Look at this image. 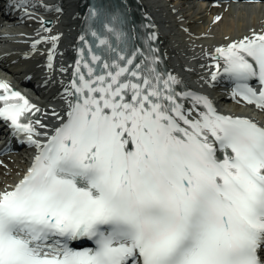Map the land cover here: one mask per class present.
Listing matches in <instances>:
<instances>
[{
    "label": "snow or ice",
    "instance_id": "obj_1",
    "mask_svg": "<svg viewBox=\"0 0 264 264\" xmlns=\"http://www.w3.org/2000/svg\"><path fill=\"white\" fill-rule=\"evenodd\" d=\"M79 39L57 124L0 82V118L36 149L0 188V264H264V122L161 71L125 5L90 7ZM41 41L51 69L59 34ZM209 56L211 81L264 110V30Z\"/></svg>",
    "mask_w": 264,
    "mask_h": 264
},
{
    "label": "bare ground",
    "instance_id": "obj_2",
    "mask_svg": "<svg viewBox=\"0 0 264 264\" xmlns=\"http://www.w3.org/2000/svg\"><path fill=\"white\" fill-rule=\"evenodd\" d=\"M8 1L15 9L19 19L31 21V26L24 27L28 31L22 34L25 43L21 46V51L13 53L12 57L31 72L35 67H38L41 72L39 78L45 82L47 90L56 95L49 102H53L57 106V112H60L67 106L68 102V94L64 89L69 87V83L66 81L69 78V73L65 75L64 69L72 62V55L70 56L72 48L68 42L66 45L68 38L63 37L64 33L69 29H64L63 31L65 32L63 33L61 32V26L64 24L63 21L67 22V28L71 24L70 17L74 15L73 8L70 10L71 3L69 4L65 0ZM138 1L145 13L152 18L153 25L158 31L161 45L167 56L168 64L173 69V74L183 81V85L184 83L188 86L192 85L200 93L204 92L209 86L216 85V89L219 90L213 96V99L218 110L232 112V115L248 116L264 122V110L254 104L250 106L242 97L232 95L233 89L220 90L219 83H227L226 81L228 80L218 78L217 81H211V72L214 71V65L211 62L212 57L209 56V52H214L215 48L221 43L247 35L252 30H264V9L249 6L247 8H233L229 11L222 10L223 12L220 13L210 9H198L191 13H185L182 8L177 6L182 0ZM32 12H35V14L32 15ZM76 15L75 10L73 20L75 19L78 25L81 18ZM163 15L168 16L167 18H170L172 22H164L162 20ZM218 15L221 17L219 21L215 19ZM46 20L51 21L50 24L44 25L51 28L50 31L46 32L40 29L37 32L33 31L32 28H38ZM167 30L168 32H166ZM72 32L75 36V32H77L75 25ZM31 33H36V36L27 39V36ZM58 34L59 41L56 45L55 58L52 61L53 67L50 69L47 57L49 54L48 50L52 48V43L50 41H41L40 44L33 48V41L40 40L43 36H56ZM179 37H182V39L179 40ZM181 40L183 42L180 43L179 47L174 44L179 43ZM4 44L9 48H14L10 42ZM16 47H19V45ZM30 50H34L37 57H33L35 55L30 56ZM34 72L38 74L37 70H34ZM52 112L43 108L41 113L39 112L40 114L34 119V123L40 121L42 124L49 126L55 125L56 119L52 116ZM36 126L39 131L47 130L40 127V125ZM19 136L23 139V143L26 144L28 149L32 150L35 148L29 143L25 134L20 133ZM37 138L40 139L41 137ZM27 161L22 156L19 160L6 159L4 162L8 165L7 167L0 163V188L5 184L11 185L18 181L27 170Z\"/></svg>",
    "mask_w": 264,
    "mask_h": 264
},
{
    "label": "rangeland",
    "instance_id": "obj_3",
    "mask_svg": "<svg viewBox=\"0 0 264 264\" xmlns=\"http://www.w3.org/2000/svg\"><path fill=\"white\" fill-rule=\"evenodd\" d=\"M178 39L180 40V39H182V37H179ZM174 40H175V39H174ZM181 42H183V41L181 40V41H179V43H174V44L177 45V46L179 47Z\"/></svg>",
    "mask_w": 264,
    "mask_h": 264
}]
</instances>
